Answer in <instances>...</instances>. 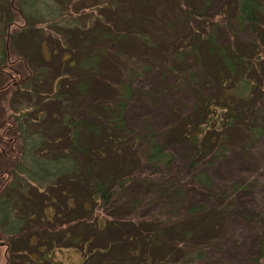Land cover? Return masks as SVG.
Wrapping results in <instances>:
<instances>
[{"label": "trees", "instance_id": "16d2710c", "mask_svg": "<svg viewBox=\"0 0 264 264\" xmlns=\"http://www.w3.org/2000/svg\"><path fill=\"white\" fill-rule=\"evenodd\" d=\"M215 1L97 0L93 8L105 7L113 17L103 23L102 16L87 9L73 13L70 0H0V92H11L10 80L17 74L14 99L39 95L45 68L32 71L25 56H12L21 43L51 33L41 28L47 17L52 19L48 28L60 25L59 35L77 36L81 44L68 49L62 62L86 79L74 80L66 92L54 91L62 106L69 92L85 96L90 77L101 71L105 59L117 74L127 73L122 81L107 83L110 94L96 99L82 116L50 118L48 133L30 128L29 112L37 107L15 111L5 144L12 142V148L0 150V240L14 254L9 264L17 262L14 246L24 236L32 237L36 223L52 225L57 219L62 223L47 235L54 250L57 231L71 226L73 221L65 220L78 211L82 229L95 234L110 223L136 225V237L124 234L122 240L94 249L90 256H107L96 264H200L208 256L213 241L202 245L197 237L209 228L217 238L247 190L243 180L235 190L220 188L211 173L213 162L237 149L247 153L264 141V0H231L217 14L212 12ZM65 6L70 12L63 11ZM19 18L24 26L10 32ZM176 32L184 35L176 45L165 43ZM156 71L174 75L170 88L190 95L186 103L170 108L172 125L166 133L150 120L137 127L128 122L135 99H155L136 83ZM182 160L184 182L176 178ZM55 188L65 198L59 211L51 207L60 204L51 192ZM37 193L46 198L35 197ZM191 193L212 205L198 206ZM150 206L158 212L143 216ZM104 210L111 215L101 220L103 215L96 213ZM87 237L89 243L94 239ZM53 252L31 254L30 259L49 261Z\"/></svg>", "mask_w": 264, "mask_h": 264}, {"label": "rangeland", "instance_id": "374dc122", "mask_svg": "<svg viewBox=\"0 0 264 264\" xmlns=\"http://www.w3.org/2000/svg\"><path fill=\"white\" fill-rule=\"evenodd\" d=\"M96 2L97 0H70L71 4L69 5V10L77 14L87 9L88 13H93L96 17L102 16L103 23L107 21L111 22L113 17L111 16V12L106 10L105 7L98 8L96 6L93 8ZM100 2L101 1H99V3ZM230 3L231 0L215 1L212 6V12L217 14ZM63 9L65 12L69 11L66 6ZM2 11L3 7L0 6V12ZM50 20L52 19L47 17L45 23L41 25V28H46L48 31L50 30L51 33L41 38L42 40L36 39L27 44L23 42L24 45L21 43L16 47V54L13 52L14 56L11 55L16 59H18L19 56H25L28 64H31L30 67L32 71H34L33 67H43L45 68V73L40 77L41 83L37 85L39 95L33 99L29 97L30 95L28 93L23 98L17 96V98L14 99L13 94L16 92L20 81L17 74H13L11 77V92H0V150L6 149L9 151L12 148V142L7 147L5 144L9 140L8 132L11 129V124H13V121L16 119V110H24L30 104L32 106H30L31 108L37 107V109L30 110L29 112V117L33 121L30 128L33 131H39L43 134L48 133L51 128L50 125L46 123H49L52 118L58 119V117L62 116L64 113H68L72 116H82L87 109L96 105V99L110 94L111 90L107 86V83L110 81L120 82L127 76V73H124L125 75L123 77L117 74V72L114 71V66L109 60L105 59V62H102L100 66L101 71L90 77L89 86L91 87L85 96L76 95V93L71 94L69 92V101L66 105L62 106L61 103L54 98V91L59 90V92H66V88H71L69 85H71L74 80H83L86 79V77L82 78L73 68L66 65L68 64L67 62H62V57L68 53V49H74L81 45L76 38L77 36L70 35L69 39L66 37L63 38V35L58 34L60 30H62V28L59 27L60 25H54L48 28L51 24V22H49ZM23 26L24 22L19 18L10 32ZM181 32L184 33L185 31L182 30ZM72 33L74 35L76 34V32ZM35 35L37 34L33 32L30 37L33 38ZM183 36V34L176 32L171 36H166L165 43L174 47L178 39ZM58 37L61 38L58 39ZM43 43L44 47H42ZM138 44L139 43L136 42L135 48L139 47L137 46ZM88 46L90 47V45ZM96 48L94 44L93 49ZM134 52L140 55L143 50L136 49ZM173 80L174 75H160L156 71L145 75L143 79L136 83V86L140 90L155 94V99H152V103L142 102L139 99L134 100L128 111V122L131 127H137L142 122L150 120L154 123L158 131L164 133L169 131L172 125V120L169 118L170 108L174 105H178L180 102L186 103V100L190 99L189 92L184 89L178 90L170 88ZM39 112L42 113V117L38 115ZM160 135L164 138L166 136L163 133ZM176 153L180 155V148L176 149ZM12 161L15 160L13 159ZM185 163L186 162L182 160L181 166H177L179 167L178 169L181 168V172H178L179 175L176 176L178 181L180 179L182 182L187 180V174L182 171L185 169ZM213 164L211 173L215 182L221 185L220 188H232L235 190L237 189L238 181L243 180L244 183L242 186L244 187L246 185L245 189L247 190L243 192L236 206H233L231 213L232 217L225 220L222 231L217 238L210 235L209 228H207V232L197 237L196 242L198 244L204 245L213 241V244L211 243V249L207 251L209 253L208 256H206L200 264H263L264 141L261 142V144H256L247 153H244L241 149H237L233 154L223 157L220 162L218 160L213 162ZM143 188L142 185L140 187L142 192H144ZM230 191H228V193ZM51 192L55 193V197L56 199L58 198L60 203L58 206L51 203V207L59 211L65 198L59 195L58 188L53 189ZM137 192L139 191L137 190ZM41 194L42 193H37L35 197L45 199L46 197ZM191 195H189V198L193 200L196 199L198 206L203 205L205 208H208L207 205H212L210 202H207V199L203 196H194L192 193ZM157 212L158 209L156 207L150 206L147 210L143 211L142 215L154 217ZM100 213L101 214L97 212L96 215H103L101 220L111 215V212L107 214L105 210ZM82 219L83 216L81 212L78 211L65 220V222H73L70 223L71 226L60 228L59 231H57L56 239L58 242L54 250L50 246L47 235H51L53 233L52 231L62 223V220L56 219L52 225L47 223H36V230L30 233L32 237L28 238V235L24 236L22 240H19L14 246L16 252L15 259L17 261L14 264H24V262L25 264H96L97 260H105L107 256H90L91 253L93 254L94 249L98 250L110 242L120 241L124 234L131 237L137 236L136 225L128 221L121 222L118 226H113V224L110 223L109 227L103 233L95 231L96 233H100L95 234L93 231H84L82 229L84 228ZM89 235L94 236V239L90 243L87 237ZM124 243H126V241H124ZM51 251H54L52 254L53 258L49 261L35 263L30 259L31 254L33 257H37L36 255L41 256L43 254H50ZM12 257H14V254L13 252H9L7 243L0 240V264H9ZM109 258H114V255H110ZM88 261L90 262L88 263Z\"/></svg>", "mask_w": 264, "mask_h": 264}, {"label": "water", "instance_id": "95a60500", "mask_svg": "<svg viewBox=\"0 0 264 264\" xmlns=\"http://www.w3.org/2000/svg\"><path fill=\"white\" fill-rule=\"evenodd\" d=\"M264 264V263H263Z\"/></svg>", "mask_w": 264, "mask_h": 264}]
</instances>
